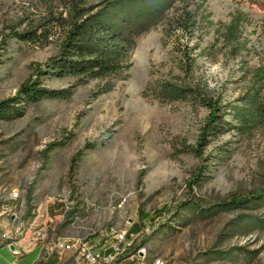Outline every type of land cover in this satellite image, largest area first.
I'll use <instances>...</instances> for the list:
<instances>
[{"label":"rangeland","instance_id":"1","mask_svg":"<svg viewBox=\"0 0 264 264\" xmlns=\"http://www.w3.org/2000/svg\"><path fill=\"white\" fill-rule=\"evenodd\" d=\"M100 1L0 0V101L17 94L32 64L57 55L72 6ZM205 8L209 23L179 42L229 130L199 147L205 108L142 95L153 80L183 76V46L175 33L164 36L163 22L136 40L129 75L111 91L100 93L99 81L43 77L67 98L17 99L16 113L0 117V223L11 222L7 208L19 200L12 231L36 220L47 239L103 245L137 223L133 246L145 248L144 264H264V201L225 206L264 190V118L245 128L234 119L259 86L252 73L264 65V9L238 0H206ZM258 90L264 95V84Z\"/></svg>","mask_w":264,"mask_h":264},{"label":"trees","instance_id":"2","mask_svg":"<svg viewBox=\"0 0 264 264\" xmlns=\"http://www.w3.org/2000/svg\"><path fill=\"white\" fill-rule=\"evenodd\" d=\"M205 1L101 0L89 6L73 5L67 21L64 24L60 22L64 28V36L57 55L50 57L44 64L31 65V74L19 86L17 94L0 101V117H10L11 113H16L13 103L17 99L29 105L42 99L67 98V91L50 90L43 86V77H72L78 84L99 81L103 84L100 93L111 91L115 82L126 80L129 75L136 40L157 25L167 22L168 28L164 29V36L168 38L175 33L178 45L184 49L185 61L180 67L183 76L153 80L147 84L142 95L161 104L187 102L193 108H205L207 116L198 141L199 147L205 146L210 136L224 133L231 127L224 119V107L210 93L208 84L195 81L194 63L189 58L191 49L187 42H179L180 38H191L201 20L209 23ZM238 1L264 9V0ZM176 4L180 5V12L175 8ZM174 9L176 12L167 19ZM231 35L233 38V34ZM252 79L259 86H254L253 91L242 98V106L234 116L242 128L254 124L257 118H264V95L258 90L264 84L263 64L252 73ZM263 191L242 199H232L225 206L238 207L252 201H264ZM30 201V196L27 195L26 214L31 210ZM140 219H144V214L140 213ZM140 228V224L134 223L127 234L138 233Z\"/></svg>","mask_w":264,"mask_h":264},{"label":"built area","instance_id":"3","mask_svg":"<svg viewBox=\"0 0 264 264\" xmlns=\"http://www.w3.org/2000/svg\"><path fill=\"white\" fill-rule=\"evenodd\" d=\"M15 208H7L8 219L12 223L19 224V217H15ZM36 220L33 221V224ZM33 227V225H32ZM0 238L7 242L8 245H13L14 254H19L15 246L20 242H12V233L3 230L0 226ZM32 237L23 246L25 249L35 248L39 245L41 234H30ZM112 240L103 245L90 244L88 238H64L56 237L46 242L44 245V255L56 253L59 259L66 264H125V262L139 261V252L141 246L134 247L133 243L136 237H129L126 232H112ZM26 236V235H25ZM25 239V237H24ZM117 245H126L124 257H114V249ZM156 264H162L157 262Z\"/></svg>","mask_w":264,"mask_h":264},{"label":"crops","instance_id":"4","mask_svg":"<svg viewBox=\"0 0 264 264\" xmlns=\"http://www.w3.org/2000/svg\"><path fill=\"white\" fill-rule=\"evenodd\" d=\"M18 201L19 200H10V204H13V207H16L19 203ZM20 206H22V202L20 203ZM4 225L5 222L0 223V226ZM19 228L23 229L24 227L22 228V226H20ZM30 234L33 233L31 231L25 232L21 237L20 242L15 246V249L19 251V254L17 255L14 254L12 249H10V245L0 238V264H66L59 259L56 253L44 255V245L51 240L46 238L45 233H38L41 234V240L45 241L40 242L37 247L30 249L23 248L24 244L31 239L32 236Z\"/></svg>","mask_w":264,"mask_h":264},{"label":"bare ground","instance_id":"5","mask_svg":"<svg viewBox=\"0 0 264 264\" xmlns=\"http://www.w3.org/2000/svg\"><path fill=\"white\" fill-rule=\"evenodd\" d=\"M12 197H13V199L17 198V194H14ZM12 224L13 223L11 220V222L10 221L5 222V225L3 226L4 231L13 232L12 233V242H19L21 237L27 231H31L34 234V228L32 227L33 223L26 225V227H24L23 229H20L19 227H17L15 229H13V231L10 228H8ZM38 233H39V231L36 230V234H38ZM137 234L138 233L129 234V237H136ZM125 252H126V245H117L116 248L114 249V257H124ZM145 258H146V250L143 246H141V252H139V261L144 264ZM157 262H160V260H156L155 264Z\"/></svg>","mask_w":264,"mask_h":264},{"label":"water","instance_id":"6","mask_svg":"<svg viewBox=\"0 0 264 264\" xmlns=\"http://www.w3.org/2000/svg\"><path fill=\"white\" fill-rule=\"evenodd\" d=\"M10 249H12V250H13V249H14V246H13V245H10Z\"/></svg>","mask_w":264,"mask_h":264}]
</instances>
